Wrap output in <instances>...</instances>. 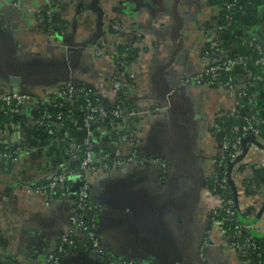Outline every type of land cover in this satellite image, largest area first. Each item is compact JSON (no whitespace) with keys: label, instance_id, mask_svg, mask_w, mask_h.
<instances>
[{"label":"crops","instance_id":"crops-1","mask_svg":"<svg viewBox=\"0 0 264 264\" xmlns=\"http://www.w3.org/2000/svg\"><path fill=\"white\" fill-rule=\"evenodd\" d=\"M241 1L246 15L232 34L215 30L219 0H0V90L29 97L16 127L7 128L11 119L0 114V147L26 148L14 157L0 156V264H45L71 225L75 193L60 199L26 191L70 167L59 138L64 145L85 140L78 125L55 123L50 138L34 123L38 101L67 79L89 85L110 103L118 94L115 82L124 88L128 83L123 90L136 112L127 121L135 146L113 143L107 127L92 139L98 153L113 154L118 147L123 159L130 158L109 173L87 176L90 201L100 207L96 231L110 257L129 264H259L240 258L220 227L206 233L218 198L205 182L222 136L211 133L210 125L218 117L245 115L247 98L263 107L257 114L264 111L248 38L264 45V0ZM113 22L120 24L117 38ZM212 36L221 55L236 61L235 88L192 81L205 66L200 53ZM115 41L131 50L123 65L110 57ZM244 163L245 182L257 183L264 193V149L253 145ZM77 180L74 175L67 184ZM244 185L238 188L240 211L249 220L264 200L250 205ZM255 234L264 237V230ZM79 246L86 248L67 245L56 264H104Z\"/></svg>","mask_w":264,"mask_h":264},{"label":"built area","instance_id":"built-area-1","mask_svg":"<svg viewBox=\"0 0 264 264\" xmlns=\"http://www.w3.org/2000/svg\"><path fill=\"white\" fill-rule=\"evenodd\" d=\"M219 11H220V20L216 25L215 30L217 32H225L227 28H232L237 24V20L235 15L238 10L243 11V8L240 5L241 0H219ZM45 15L49 17L51 15L50 10L45 11ZM111 28L113 30V34L117 38L118 31L120 30V24L117 22H113L111 24ZM118 42L115 41L113 47L110 49V57L114 64L123 65L125 63L124 59L128 56L127 51H118L117 46ZM259 45V44H258ZM256 46L257 57L255 59V65L258 69V81L261 82L262 88H264V78H261L264 73V52L261 47ZM95 51L97 55H103V49L101 47H95ZM201 58L204 62V68L201 72L197 73L192 81L195 84H205L212 87H218L223 89H232L238 86V78L233 75V67L236 61L233 58H229L224 56L223 52L221 55L220 48L218 46V40L214 36L210 37L204 48L202 49ZM77 81L73 79H67L64 84L57 89L47 90L45 92L46 98L44 100L38 101V103H45L48 100H53L55 98L61 99H71L74 98L73 101L77 99H85L87 101V105L90 104V100L96 94H102L98 91H93L92 88H88L85 91L80 90V93L76 91L74 85ZM115 87L118 90L117 97L114 102H112V106L114 107L112 111L113 120L109 124H105L104 127H107L112 132L114 129H121L124 125L127 126V121L132 116L136 114L134 109L128 107L129 96L128 93L124 90L129 89L128 83L125 84V87L119 83L117 80L115 82ZM123 90V94L119 95L120 91ZM84 91V92H83ZM241 94H245L241 92ZM104 97V96H103ZM245 98V97H244ZM29 99V97L17 91H2L0 90V114L4 115L11 119L9 122L5 124L8 127H16L19 114L21 112L22 105ZM253 101L250 98H247V112L243 115V120L245 124L241 127L234 126L233 130H239V133L235 137L227 138L223 129L214 123V120L211 123V126L214 128V133H221V146L220 149L214 154L211 160L212 171L210 178L216 180L220 183L221 188H225L228 185V164L232 162L236 156L241 153V141L243 138L247 136H254L259 138V128L258 125L264 123V111L262 114L249 115L250 111L249 105H252ZM88 113L82 114L78 111H74L72 109L66 110L63 112L57 113L55 116H51L45 110L42 114L36 116L34 123L36 126H43L44 131L47 135H53L54 130L48 127V119H52V126L55 123L62 124V121H68L72 125H78L77 127L81 128L85 132V140L82 145H72L67 144L64 145V141L58 139L60 143H62L67 149L63 148L64 152L68 155L69 161L79 159V164L76 169H70L66 171H59L56 174L52 175L50 181L38 182L26 188V191L35 194V195H48L52 196L54 190H61L60 194H58V198L66 197L71 191L76 190V197L74 199V205L69 217L70 227L68 231L65 232L61 237V242L57 248V253L61 254L65 251L67 245L73 244H82L87 247L90 251L94 252L96 256L104 260V264H129L127 261L122 259H116L110 257L105 247L103 246L100 238L98 237L96 227L98 214L100 212V207L95 205L90 201L89 189H88V174L92 172H101V173H109L113 167L121 163H125L129 159H123L120 149L116 147L114 149L113 154H109L106 152L98 153L95 150L93 144V136L96 130L102 128V125H99L105 118V111L101 107H87ZM258 113V112H257ZM255 117V118H254ZM63 125V124H62ZM107 125V126H106ZM47 126V127H46ZM101 126V127H100ZM114 142L117 145L123 143H129L131 146H135L134 139L126 134L120 135L117 140L114 139ZM254 144L248 145V150L253 147ZM13 148V149H12ZM26 148L20 145H16L5 151L4 148L0 147V156L6 157H14L19 152H25ZM113 151V150H112ZM81 155H79V153ZM248 154V151L246 155ZM224 155L229 157L227 168L224 174L220 177L217 175V166L221 163V160L224 158ZM245 155V156H246ZM244 156V158H245ZM244 158L235 165L230 172V179L233 180L236 190H237V198L235 201L224 200L219 195L216 194L218 198L217 205L212 209L208 226L206 228V233L209 235L214 227H220L222 232L227 236L228 244L230 247L237 252L240 258L254 257L257 260H261L264 264V247L261 248V252H255L258 248V245L252 239V234L255 232L264 230V219L262 216L259 218H255L257 211L255 210L252 213L249 220L240 221L236 212L233 209V206L240 211V204L242 200L241 192L238 190L239 185H244V188L247 185L252 186L254 188L253 182H245L249 178V167L242 166L244 163ZM159 164L164 167L165 164L163 162H159ZM239 167H243L240 171ZM74 175L78 176L77 182L69 183L64 187V182L73 177ZM244 190V189H243ZM244 192V191H243ZM215 195V194H214ZM244 200L248 201L251 205L252 202H261L264 200V193L259 191L254 196L245 195ZM253 206V205H252ZM222 212L225 217L222 219L215 218L217 212ZM264 213V212H263ZM262 213V214H263ZM233 221V224L231 223ZM262 222V223H261ZM240 237L242 239H240ZM262 244L264 246V240H262ZM203 245H207L206 240L204 239ZM256 253L255 255L253 253ZM50 254L45 261V264H56L57 257L59 254ZM254 255V256H253ZM260 257V258H259Z\"/></svg>","mask_w":264,"mask_h":264},{"label":"trees","instance_id":"trees-1","mask_svg":"<svg viewBox=\"0 0 264 264\" xmlns=\"http://www.w3.org/2000/svg\"><path fill=\"white\" fill-rule=\"evenodd\" d=\"M240 5L243 8V11L238 10L236 15H235V18H236L238 23L242 24L243 23V19H244L245 15H246L247 4H246V2H240ZM233 28L234 27L227 28L225 30V32L234 34ZM248 38L253 42L254 52H255V59H256L257 57H259V55L257 56V50H256L255 47L259 43L257 42V39H255L252 35H249ZM258 46L261 47L262 51L264 52V45H258ZM117 50L119 52L120 51H124L123 47H117ZM130 58H132V53H131V50L129 49L128 50V56L124 60L127 61ZM261 75H262L261 78H264V73L261 74ZM259 85L262 87L261 82L259 83ZM74 87H75L76 91L79 92V93H80V90H84L85 91L86 89L91 88L89 85L84 84V83H80V82H76ZM92 90H93V88H92ZM122 92H123V89H122V91H120L119 95H122L123 94ZM87 107L88 108L89 107H101L105 111V113H106L105 115L106 116H105L104 120L101 123H99V125H102V128L105 126V124H109V123L112 122L113 117H112L111 114H112V111H113L114 107L112 106V104L107 99H105L103 96L98 95V94H96L94 97L91 98L90 104H88V105H87V101L85 99H82V98L81 99H77L76 101H72V102H68V101H64V100H61V101H58V102H52L51 100H48L45 103H38V110H39L38 112H39V114H42L46 110L47 113L50 114L52 117L55 116L59 112H63V111L70 110V109H72L74 111H78V112H80L82 114H86V113H88V111L86 109ZM128 107L133 109V106H132L131 102H128ZM249 108H250V111L248 113V116L249 115H254L255 116V114H257V112L259 113L263 109V107H261L260 105L254 103V102H253L252 105H249ZM243 119H244L243 116H236L235 118L218 117V118L214 119V123L223 129V133H224V135L227 138H232V137H235L237 135V133H239V130L235 131V130H233V127L234 126H237V127L243 126L245 124V121ZM47 121H48V127L52 128L54 130V128L52 126V121L53 120L52 119H50V120L48 119ZM62 124H63L64 127H68V128L73 126L68 121H62ZM36 127L40 128L43 131L45 130L43 126H36ZM258 128H259V131H260L259 132V138L264 140V123L258 125ZM130 131L131 130H129L128 126L124 125L121 129H114L111 132L110 136H111V138L113 140L114 139L117 140V138L120 135H122V134H126V135L132 137ZM210 132L211 133L215 132L214 128L211 125H210ZM45 134H46V132H45ZM49 136L50 135H48V137ZM54 137H55V134L50 136V138H54ZM113 143H114V141H113ZM61 145H62L61 146L62 150H63V148L67 149L63 144H61ZM111 149H113V147ZM81 153L82 152H80L79 155H81ZM106 153H108V151H106ZM227 160H229V157L227 155H224V158L221 160V163L216 168L217 169V175L220 176V177L226 171L227 163H228ZM78 164H79V159L72 161V163L70 165V169H76ZM242 169H243V167H239L240 171ZM43 182H45V181H43ZM253 184H254V188H251L252 186H250V185H247L244 188V194L245 195H250V196L254 195L255 196L257 194L258 189H259L258 185L255 182H253ZM67 185L68 184L66 182H64V187L67 186ZM205 187L212 194H215V195L217 194L224 200H231V201L234 202L235 198H237V195H234V193L232 192V188L229 185H226L225 188H221L220 183L217 182L216 180H213L212 178H209V179L206 180ZM60 192H61V190H54L53 193H52V196L54 198H58L59 197L58 194H60ZM233 209L236 212V214H237V216H238L240 221H246V220H244L245 219L244 215L241 214L238 210H236V208L234 206H233ZM225 216L226 215H224V213L218 211L217 214L215 215V218L222 219ZM231 223L233 224V221ZM242 238L240 237V239H242ZM252 239L255 241V243L258 245V248H259L255 252H257V251L261 252V250H262L261 248L264 247L263 244H262V240L264 239V237L259 236L257 234H252ZM255 252L253 253L254 255L256 254ZM259 264H263L261 260L259 261Z\"/></svg>","mask_w":264,"mask_h":264},{"label":"water","instance_id":"water-1","mask_svg":"<svg viewBox=\"0 0 264 264\" xmlns=\"http://www.w3.org/2000/svg\"><path fill=\"white\" fill-rule=\"evenodd\" d=\"M61 100H64V101H68V102H72L74 100V98H71V99H61V98H55L52 100V102H58V101H61ZM254 144L255 146H258L262 149H264V144L260 141L259 138H256L254 136H247L245 138L242 139L241 141V153L236 156V158L232 161V162H229L228 164V185L232 188V192L234 193V195H237V190H236V186L233 182V180L230 179V172L232 170V168L237 165L238 163H240V161L244 158V156L246 155L247 151H248V145L249 144ZM101 152V151H100ZM99 152V153H100ZM136 160H138V158L136 157ZM125 163H122L121 166H123ZM64 170V169H63ZM51 178H48L47 181H50ZM72 193H75V197H76V190H73L71 191ZM236 199V198H235ZM264 212V201L263 203L261 204L260 208L258 209L257 211V214L255 216V218H259L262 213ZM80 249H83V250H86V251H89L90 253H92L94 256L95 253L90 251L87 247L84 248L83 246H79Z\"/></svg>","mask_w":264,"mask_h":264}]
</instances>
